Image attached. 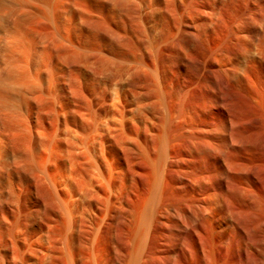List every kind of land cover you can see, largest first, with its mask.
<instances>
[{"label": "rangeland", "instance_id": "374dc122", "mask_svg": "<svg viewBox=\"0 0 264 264\" xmlns=\"http://www.w3.org/2000/svg\"><path fill=\"white\" fill-rule=\"evenodd\" d=\"M0 264H264V0H0Z\"/></svg>", "mask_w": 264, "mask_h": 264}]
</instances>
